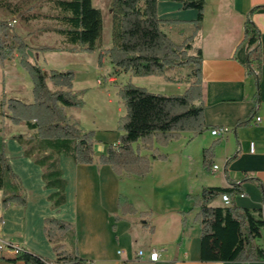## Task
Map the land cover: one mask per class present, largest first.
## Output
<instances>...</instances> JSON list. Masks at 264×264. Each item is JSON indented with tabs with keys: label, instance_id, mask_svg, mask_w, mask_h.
Returning <instances> with one entry per match:
<instances>
[{
	"label": "trees",
	"instance_id": "16d2710c",
	"mask_svg": "<svg viewBox=\"0 0 264 264\" xmlns=\"http://www.w3.org/2000/svg\"><path fill=\"white\" fill-rule=\"evenodd\" d=\"M35 2L34 4L32 2ZM182 9L196 10L197 18L191 22L160 20L157 16V0H113L112 46L99 54L98 66L102 67L104 57L110 65L133 77H158L166 82H181L167 76V72L187 68L188 74L182 83L188 85L181 95H159L127 83L118 89L125 114L117 121L116 131L121 135L118 141L108 146L107 151L95 159V132L81 130L77 123H71L66 109L81 108L83 101L73 92L75 74L73 71L50 69L47 73L30 59L27 51L34 54L68 52L92 54L102 50L104 20L101 11L92 0H17L11 5L0 0V7L15 16L16 22L29 23L49 20L54 25L40 27L30 33L53 32L63 39V47L39 46L31 48L15 32L11 23L0 20V62L11 61L17 54L20 67L32 82V102L27 104L16 98H4L1 115L14 126H25L34 133L29 137H15L29 158L42 170L45 189L55 190L48 196L53 210L66 203L67 183L59 166V156L72 158L75 164L107 165L119 178H145L151 172V159L166 161L160 153L172 141L181 138L182 133L193 137L209 130L204 122L202 105V52L193 44L202 27L205 0H175ZM36 3L49 6L46 13L36 11ZM249 13L244 24L242 44L249 50L247 69L253 75V63H258L259 33ZM164 29H171L184 35L179 42L167 35ZM247 121L239 123L246 124ZM216 142L202 152V164L209 169L214 156ZM150 153V157L148 155ZM6 179L15 182L11 190L5 188ZM229 188L204 187L198 195H189L193 208L197 209L194 224L200 229V260L202 262H257L264 258L258 245L264 230L260 219L262 209L250 211L238 207L234 198L242 195V183ZM0 190H3V206H25L18 178L13 174L7 158L0 153ZM230 199L228 206H214L221 196ZM122 216L135 215L137 210L122 194L117 201ZM256 214V216L253 215ZM144 218L143 228H152ZM186 213H182L184 217ZM115 217V221H119ZM184 223V219L182 221ZM43 233L52 245L55 260L49 262L43 257L16 250L13 261L23 264H88L74 248L73 226L58 219H46ZM70 242L71 250L63 241Z\"/></svg>",
	"mask_w": 264,
	"mask_h": 264
},
{
	"label": "crops",
	"instance_id": "0c3cea01",
	"mask_svg": "<svg viewBox=\"0 0 264 264\" xmlns=\"http://www.w3.org/2000/svg\"><path fill=\"white\" fill-rule=\"evenodd\" d=\"M112 1L92 0L93 6L101 11L103 20L112 21ZM252 10L251 19L259 33V61L253 63L254 74L249 75L246 65L249 50L242 41L244 24ZM197 14L196 10L182 9V5L175 0H157V16L160 20L191 22L196 20ZM164 32L173 39L178 36L180 41L184 37L171 29H164ZM44 35L46 33L38 37L44 38ZM28 36L32 37L30 34ZM196 49L202 52L203 117L209 130L195 137L190 133H182L179 140L165 147L167 149L180 143L172 149L176 158V171L178 175H186L189 182L184 194L186 209L174 213L155 214L153 210L139 212L127 198L137 214L122 216L116 201L117 196L123 193L120 184L124 177L119 179L107 165L96 162L90 165L75 164L72 158L62 154L59 156V166L67 183L66 203L58 210H53L48 196L55 190L44 188L41 168L24 156L23 148L15 139L19 135L29 137L34 131H29L23 125L14 126L1 115L4 98H16L27 104L32 102L29 77L17 59L12 61L14 65L0 62V153L7 158L26 198L25 206L10 204L4 207L3 190H0V241L14 246L13 253L22 249L54 261L52 245L43 233L44 221L54 218L75 228L79 256L94 264L105 263L108 262L105 259L106 251L99 247L96 233L99 220L106 221V228L113 240L119 242L120 230L128 227L126 221L131 216H137L135 223L141 222V228L150 236L148 249L138 250L144 252V257L138 258V251L125 257V250L118 249L112 264L118 261H124L125 264H264V258L249 263L202 262L199 252L200 229L193 222L197 209L193 208L192 201L186 199L189 195H198L204 187L229 188L244 181L241 186L243 194L234 198L236 205L250 211L262 209L264 205V0H205L202 27L195 37L191 54ZM99 53L97 51L91 55L99 56ZM162 80L167 84L179 85L181 94L188 88L186 83ZM69 109H66V115L70 119ZM256 118L261 119L259 123H256ZM245 121L246 124L239 125ZM8 123L15 129L9 127ZM216 128H227L229 131L224 137H213L210 131ZM215 142L210 168L205 169L202 152ZM190 147L195 148L193 157L192 149H188ZM166 157V161H158L167 164L169 156ZM152 171L153 167L147 177L153 176ZM213 205L225 206L221 197ZM139 213H147L146 219L152 232L149 228H143L145 220ZM182 213L186 215L183 217ZM116 216L120 218L119 221H115ZM62 243L71 250L66 245L68 241ZM257 243L264 252V230ZM152 250L160 254L156 263L149 261ZM118 252L122 253L121 256ZM13 253L3 248L0 251V264H23L13 261Z\"/></svg>",
	"mask_w": 264,
	"mask_h": 264
},
{
	"label": "rangeland",
	"instance_id": "374dc122",
	"mask_svg": "<svg viewBox=\"0 0 264 264\" xmlns=\"http://www.w3.org/2000/svg\"><path fill=\"white\" fill-rule=\"evenodd\" d=\"M11 5H14L17 0H8ZM35 3L34 1L32 2ZM36 11L46 13L49 11V6L45 3H36ZM15 16L7 11L6 8L0 7V20L11 23L15 32L19 34L24 41L31 47H39L40 44L53 46L55 48L63 47L60 36L53 32L46 33L44 38L38 37L40 34H34L29 38V34L36 31L40 27L53 26L49 20H36L29 23L13 22ZM112 21L104 18L103 42L100 53L109 49L112 46L111 41ZM42 35V34H41ZM176 36V35H175ZM176 41L180 42L178 36ZM99 53V54H100ZM30 59L37 63L46 73L50 70L57 71H73L75 74L73 92L82 99L83 106L81 108H70L69 116L71 123H77L84 132H95L94 153L97 158L102 152L107 151L108 146L118 141L121 133L116 131L117 121L125 114L122 101L118 96V89L127 83L145 88L148 92L164 96L180 95V86L176 84H167L162 78L158 77H133L114 69L108 58L102 60V67L98 66V55L94 54H72L66 52H52L46 54H34ZM18 60L17 54L13 60ZM10 65H14L12 61ZM19 61V60H18ZM12 63V64H11ZM19 67V66H18ZM18 69H21L20 67ZM21 72V70H18ZM173 73V74H172ZM188 74L187 68H181L175 71L167 72L168 76L175 80L184 81ZM28 81L32 87V82ZM174 83V82H173ZM9 127H12L8 123ZM8 127V126H7ZM174 145H180L174 144ZM160 149L159 151L169 156L167 164H163L158 160H152L153 176H149L144 180L138 178H125L120 184L122 195L130 199L139 212L153 210L155 214L162 212L174 213L177 210L186 209V193L189 182L186 175H178L176 171V158L172 153L173 147ZM193 153L195 148L190 147ZM150 155V153L148 154ZM19 183V180H18ZM15 182L11 179H6L5 188H11ZM11 190V189H10ZM22 192L23 189L21 188ZM25 196V193L23 194ZM119 195L117 196L118 201ZM116 201V206H117ZM137 216H131L127 221L128 227H124L119 232V242L113 240L109 229L106 228V221L100 219L97 224L96 233L98 234L99 247L105 249V259L108 262L99 264H112V260L116 258L115 252L118 249L125 250V257L135 254L139 249H148L150 236L146 230L141 228V222L135 223L134 219ZM74 230V248L78 252L76 230ZM69 243V244H68ZM66 245L70 248V242ZM49 262L51 259L43 257Z\"/></svg>",
	"mask_w": 264,
	"mask_h": 264
},
{
	"label": "built area",
	"instance_id": "2783aa9c",
	"mask_svg": "<svg viewBox=\"0 0 264 264\" xmlns=\"http://www.w3.org/2000/svg\"><path fill=\"white\" fill-rule=\"evenodd\" d=\"M260 118H256V123H259L260 122ZM228 129L227 128H216V129H213L210 131V134L211 136L213 137H218V138H221V137H224L227 133H228ZM253 150V148L251 147V151ZM214 169H216V167H214ZM221 201L222 203L225 205V206H228L230 204V199L228 196L226 195H223L221 196ZM260 219L264 222V205L262 207V214L260 216ZM0 248H7V251L12 252V245L10 244H7L3 241H0ZM15 255V253H13ZM121 252H118V255L121 256ZM137 257L138 258H143L144 257V252L143 251H138L137 252ZM159 257H160V254L158 251H155V250H152L150 253H149V261L151 263H156L158 260H159ZM88 264H94L93 262H89ZM114 264H125L124 261H118Z\"/></svg>",
	"mask_w": 264,
	"mask_h": 264
},
{
	"label": "water",
	"instance_id": "95a60500",
	"mask_svg": "<svg viewBox=\"0 0 264 264\" xmlns=\"http://www.w3.org/2000/svg\"><path fill=\"white\" fill-rule=\"evenodd\" d=\"M27 53H28L29 57H31V58L33 57V55H32V52H31V51H29V50H28V51H27Z\"/></svg>",
	"mask_w": 264,
	"mask_h": 264
},
{
	"label": "bare ground",
	"instance_id": "6f19581e",
	"mask_svg": "<svg viewBox=\"0 0 264 264\" xmlns=\"http://www.w3.org/2000/svg\"><path fill=\"white\" fill-rule=\"evenodd\" d=\"M2 249H3V248H0V251H1ZM6 249H7V248H6ZM13 249H15V247H14V246H12V250H13Z\"/></svg>",
	"mask_w": 264,
	"mask_h": 264
}]
</instances>
